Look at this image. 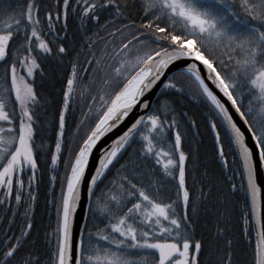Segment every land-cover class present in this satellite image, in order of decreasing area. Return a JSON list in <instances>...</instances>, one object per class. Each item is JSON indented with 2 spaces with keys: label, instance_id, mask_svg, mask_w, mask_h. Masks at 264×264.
<instances>
[{
  "label": "snow or ice",
  "instance_id": "1",
  "mask_svg": "<svg viewBox=\"0 0 264 264\" xmlns=\"http://www.w3.org/2000/svg\"><path fill=\"white\" fill-rule=\"evenodd\" d=\"M136 7V0H54L51 6L43 0H0V204L14 199L20 205L26 192L28 216L36 200L37 153L47 150L35 139L41 99L33 86L37 56L50 57V44L58 57L72 51L56 43L66 34L70 15L83 27L114 13L128 21L127 34L116 31L130 38L112 54L85 60L103 74L100 86L93 80L81 87L90 69L80 65L79 53L65 80L54 151L45 161L50 187L59 193L53 205L56 249L47 264H201L203 245L193 240L188 215V156L180 131L168 150L160 146L177 118L169 116L167 100L152 98L183 94L192 86L209 109L222 167L229 165L227 146L234 174L242 178L239 187L254 217L253 264H264V190L257 182V170L264 168V0H140V23L131 15ZM85 92L91 101L87 112L66 128L74 97ZM133 142L142 144V155L152 158L164 177L176 180L175 200L158 199L155 181L144 185L122 175L127 165L116 168ZM114 170L116 177L109 180ZM244 224L247 233V216ZM32 227L28 222L11 243L6 238L0 264H13ZM216 253V264H232V241L225 239ZM19 264L42 262L29 252Z\"/></svg>",
  "mask_w": 264,
  "mask_h": 264
},
{
  "label": "trees",
  "instance_id": "2",
  "mask_svg": "<svg viewBox=\"0 0 264 264\" xmlns=\"http://www.w3.org/2000/svg\"><path fill=\"white\" fill-rule=\"evenodd\" d=\"M52 1L43 0L49 6L52 5ZM129 2L131 3V0ZM139 4L140 0H136L137 7L130 10L137 23L142 22ZM107 19L113 25L108 27L109 43L106 52L112 54L113 48L119 49L122 43H127V39L130 38V36L121 35V32L116 31L117 28H120L127 34L128 29H124V24L128 21L123 17L117 18L114 13L107 14ZM41 21L43 24V15H41ZM111 32H115V35H109ZM118 36H120V40H117ZM93 40L100 41V36L97 35ZM133 43L135 44V42ZM100 51L97 52L99 59L104 54ZM3 67L2 64L0 71ZM64 74L65 72L59 74L54 70L49 71L47 76H39L33 85L38 97L41 98L40 106L35 108L37 119V124L34 125L37 130L35 139L37 144L47 145V150L44 154L37 153L39 168L33 193L36 200L31 205V211L28 216H25L28 209L26 192L20 205H17L14 199H10L6 204H0V258L5 250L6 238L11 243L13 239L20 237L23 230H26L28 222L33 225L29 235L24 238L23 250L17 255L13 264H19L20 257L29 252L38 256L42 264H47L50 255L54 258L56 240L53 233L56 226V213L53 205L54 196H58L59 193L58 187L57 189L50 187L49 177L52 173L49 171L50 165L45 161L50 159V154L54 151L58 112L61 109V97L65 87L62 86ZM102 75L99 70H95L84 79L86 81L95 80V87L98 88L102 83ZM88 96L89 94L86 93L77 94L74 97L70 108L75 107L82 113L80 117L74 119H68L66 116V128L78 123L83 114L87 112V106L91 103ZM159 100H167L173 109L169 116L177 118L176 126L167 131L165 142L160 146L168 150V146L174 140V133L178 130L182 137V151L188 156L185 168L186 186L191 195L188 215L189 220L192 221L193 240H198L203 245L200 255L201 264H216V248H223L225 239L232 241V264H253L254 233L251 216L248 212L249 201L243 188L239 187L242 178L234 174L237 166L231 162V154L228 152L227 146H225V153L229 158V165L227 169L222 167L213 134L209 129L208 107L197 96L194 86L186 88L183 94L158 96L156 101ZM192 121L195 123L193 124ZM141 148L140 142H133L125 150L120 164H117L116 168L119 169L121 164L127 165L121 171L122 175H127L134 183L140 179L144 185H148L149 180L155 181L157 182L158 199L164 202L175 200L176 180L164 177L160 167L154 164V160L146 159L142 155ZM28 175L30 173L26 168L25 180ZM230 176L232 179H229ZM115 177L116 171L114 170L109 176V180ZM232 183L237 184L235 191L231 189ZM201 190H203V195H201ZM0 199H3V196H0ZM176 211L177 213L181 212L178 203ZM246 216L249 220L247 233L244 232ZM219 230H222L220 236L217 235Z\"/></svg>",
  "mask_w": 264,
  "mask_h": 264
},
{
  "label": "bare ground",
  "instance_id": "3",
  "mask_svg": "<svg viewBox=\"0 0 264 264\" xmlns=\"http://www.w3.org/2000/svg\"><path fill=\"white\" fill-rule=\"evenodd\" d=\"M53 2H54V0L51 2V4H53ZM95 22L96 21H94V20L90 21V28L88 29V32L92 33V35H89L87 33V27H88L89 22L85 21L84 26L81 27L79 20H77L74 16L70 15L66 34L61 32L60 36L62 37V39L56 42L57 44H60V43H66L67 39H73L74 40L73 46L65 47L66 49L72 47L71 48L72 51H70L68 53V55L66 56V57H71V60H68L70 62H65L62 65L54 64L51 60L56 55V47H55V45L50 44V46L53 47L52 55L50 57H47V58H42L41 56H39L37 58L38 63H40V70L35 75L34 83L37 81V78H39V76H44V75L47 76V73L49 71L54 70V71L58 72L59 74H62L65 72L64 76H62V81H63L62 86L64 87L66 77L70 73V64H71V62H73L77 53L80 54L79 58H82L80 60H82L84 62H85V60H92L94 54L90 55L89 52H87V51H89V46H88L89 38H91V41H92L93 35L98 33V30H97L98 25H94ZM57 24H59V22H57ZM57 31H59V28H57ZM41 70H42V74H41ZM90 83H91V81H86L85 79H83L81 82V87H83L84 85H89ZM86 93L87 92H85L84 94H86ZM88 98H89V96H88ZM89 101H90V99H89ZM70 109H71L70 112L66 115L68 117V119H74V118L80 117V115L82 113L81 111H79L75 107H71Z\"/></svg>",
  "mask_w": 264,
  "mask_h": 264
},
{
  "label": "flooded vegetation",
  "instance_id": "4",
  "mask_svg": "<svg viewBox=\"0 0 264 264\" xmlns=\"http://www.w3.org/2000/svg\"><path fill=\"white\" fill-rule=\"evenodd\" d=\"M106 19H107V14L106 13L105 14H102L101 20L99 22H95L94 25H98V28L101 27L102 29H105L107 27V25H108ZM88 22L89 23H88V27H87V33L89 35H92V33L88 32V29L90 28V21H88ZM102 35H104V36L106 35V31L105 30H104V33ZM60 44H63L64 47L73 46L74 45V40L73 39H67V42L66 43H60ZM70 48H72V47H70ZM37 57H39V56H37ZM79 59H82V58H79ZM68 60H71V57H66V56H60V57H58L57 56V52H56V55L52 58L51 61L54 64H56V65H62L65 62H70ZM80 64L82 66H85L84 61H82V60H80Z\"/></svg>",
  "mask_w": 264,
  "mask_h": 264
},
{
  "label": "water",
  "instance_id": "5",
  "mask_svg": "<svg viewBox=\"0 0 264 264\" xmlns=\"http://www.w3.org/2000/svg\"><path fill=\"white\" fill-rule=\"evenodd\" d=\"M172 70H175V66L172 69H170V71H172ZM156 97H157L156 95H154L152 97L154 101H155ZM257 182L261 184L262 190H264V168H258V170H257ZM262 199H264V191H262ZM85 211H87V204L86 203H85ZM252 219H253V223H254V217H252ZM262 219H264V215H262ZM76 220H77V224L79 225L81 223V215L79 212L77 213Z\"/></svg>",
  "mask_w": 264,
  "mask_h": 264
},
{
  "label": "rangeland",
  "instance_id": "6",
  "mask_svg": "<svg viewBox=\"0 0 264 264\" xmlns=\"http://www.w3.org/2000/svg\"><path fill=\"white\" fill-rule=\"evenodd\" d=\"M135 42V41H134Z\"/></svg>",
  "mask_w": 264,
  "mask_h": 264
}]
</instances>
